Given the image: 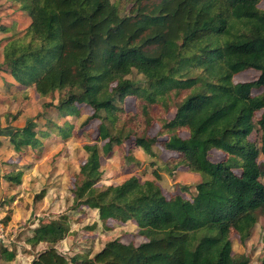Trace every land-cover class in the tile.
I'll return each instance as SVG.
<instances>
[{
    "label": "trees",
    "instance_id": "1",
    "mask_svg": "<svg viewBox=\"0 0 264 264\" xmlns=\"http://www.w3.org/2000/svg\"><path fill=\"white\" fill-rule=\"evenodd\" d=\"M7 1L30 22L4 44L5 71L42 99L58 94L60 117L80 116L78 105H86L92 114L83 124L100 122L96 143L83 146L86 158L73 176L74 206L96 210L102 224L133 222L146 240L135 246L113 239L93 256L65 257L54 245L66 238L68 223L51 220L26 240L47 246L30 264H249L247 256L232 254L231 239L244 245L264 215V168L257 163L264 156V112L253 120L264 109L262 0H128L124 14L111 0ZM247 70L258 77L233 83ZM131 96L137 112L118 124L120 105ZM158 107L175 111L171 120H161L157 136L176 154L168 165L200 178L191 199L167 198L156 182L136 176L100 184L99 150L110 155L114 146L133 140V150L152 153L158 139L145 130ZM255 124L259 146L248 140ZM72 129L64 123L56 134L67 140ZM8 136L14 152L40 145L32 119ZM211 150L224 159L210 162ZM21 176L10 172L4 180L20 185ZM10 258L0 249V264Z\"/></svg>",
    "mask_w": 264,
    "mask_h": 264
},
{
    "label": "rangeland",
    "instance_id": "2",
    "mask_svg": "<svg viewBox=\"0 0 264 264\" xmlns=\"http://www.w3.org/2000/svg\"><path fill=\"white\" fill-rule=\"evenodd\" d=\"M111 1L122 14L127 13L130 4L128 0ZM258 7L264 10V0ZM19 9L18 4L7 0L0 4V29L5 28V31H0V176L3 194L0 203V249L11 254L10 260L3 259L1 264H30L36 255L47 247L44 244L33 247L26 243L32 230L40 224L61 218L67 221L69 231L66 238L54 245V248L65 257L77 254L93 256L106 242L113 239L135 246L144 243L145 238L138 234L133 222L123 224L108 220L102 224L98 220L96 210L78 208L73 204V176L86 158L83 146L96 143L98 136V120L83 124L92 114V110L86 105H78L80 116L62 118L54 107L58 94L42 99L33 88L19 85L10 88L3 81L12 77L2 67V48L8 39L20 37L30 22L27 13ZM258 74L254 70L239 72L233 76L232 81H253ZM262 92L263 88L255 89L252 95ZM50 102L51 106L43 105ZM120 106L123 108V114L118 116V124L124 120L126 114L137 112L138 101L133 96L127 97ZM174 112L173 108L167 112H163L159 107L155 109V117L146 128V135L157 138L161 120H171ZM262 112L264 109L255 113L254 123L260 119ZM30 119L34 122V131L40 145L36 149L25 148L14 152L8 134L23 128ZM64 123L73 126L72 136L67 140L56 134L57 126L62 127ZM179 135L186 137L185 132L180 131ZM164 138H157L158 142L152 147L151 154L141 149L133 150V140L126 141L120 147L114 146L110 155L104 156L99 150L102 171L100 184L117 185L131 176H136L141 182H156L167 198L180 195L191 199L195 194L194 186L200 178L185 168L172 170L168 163L176 159V154L163 147ZM248 140L259 146L260 130L256 124ZM102 144L103 142L97 143L99 148ZM130 149V157L124 159ZM223 159L220 151L209 152L210 162L216 163ZM257 163L264 168L263 155H258ZM10 172L22 174L20 185L4 180L5 175ZM234 172L239 173L238 170ZM155 174L159 176L158 179ZM260 181L264 185V179ZM182 188H186V192H182ZM231 245L232 254L245 255L249 264H259L260 259L264 257V215H259L258 222L244 245H241L236 237H232Z\"/></svg>",
    "mask_w": 264,
    "mask_h": 264
},
{
    "label": "crops",
    "instance_id": "3",
    "mask_svg": "<svg viewBox=\"0 0 264 264\" xmlns=\"http://www.w3.org/2000/svg\"><path fill=\"white\" fill-rule=\"evenodd\" d=\"M5 0H0V4L2 3V2H4ZM2 73V72H1ZM0 73V79H2L1 77H2V74ZM2 81V80H1ZM3 81H5V84H6V86L7 87H10V88H15L18 84L17 83H15V81L13 80L12 81V79H9V78H5V79H3ZM20 86V85H19ZM24 93V92H23Z\"/></svg>",
    "mask_w": 264,
    "mask_h": 264
},
{
    "label": "water",
    "instance_id": "4",
    "mask_svg": "<svg viewBox=\"0 0 264 264\" xmlns=\"http://www.w3.org/2000/svg\"><path fill=\"white\" fill-rule=\"evenodd\" d=\"M3 194H2V187H1V176H0V203L2 202Z\"/></svg>",
    "mask_w": 264,
    "mask_h": 264
}]
</instances>
